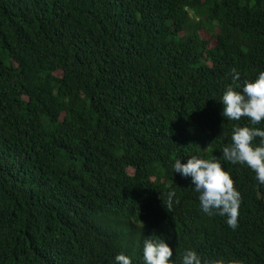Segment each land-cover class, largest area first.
<instances>
[{"label": "trees", "instance_id": "16d2710c", "mask_svg": "<svg viewBox=\"0 0 264 264\" xmlns=\"http://www.w3.org/2000/svg\"><path fill=\"white\" fill-rule=\"evenodd\" d=\"M232 68L264 71V0H0V264H144L153 234L174 264H264L255 173L221 160L232 230L173 170L230 143Z\"/></svg>", "mask_w": 264, "mask_h": 264}, {"label": "clouds", "instance_id": "9594fccd", "mask_svg": "<svg viewBox=\"0 0 264 264\" xmlns=\"http://www.w3.org/2000/svg\"><path fill=\"white\" fill-rule=\"evenodd\" d=\"M231 83L225 86L220 102L223 105L221 115L225 121L233 122L231 141L221 149L222 156L210 158L190 156L186 163L176 159L173 170L183 177L191 178L192 190L198 194L199 207L209 217H226V223L232 230L238 228L239 209L242 195L234 187L235 181L230 173L223 169L221 160L231 164L246 165L255 173V179L264 185V129L258 127L264 123V71L255 79L241 80L240 73L232 68ZM247 119L246 125L240 121ZM211 145V144H210ZM208 148V147H207ZM206 148V149H207ZM175 191H170L163 205L165 209L173 207ZM179 203L178 200L175 201ZM173 249L165 240L155 234L143 239L144 264H174ZM114 264H132L131 258L120 253L115 256ZM180 264H239L223 258L202 261L195 250L187 249L181 254Z\"/></svg>", "mask_w": 264, "mask_h": 264}, {"label": "rangeland", "instance_id": "374dc122", "mask_svg": "<svg viewBox=\"0 0 264 264\" xmlns=\"http://www.w3.org/2000/svg\"><path fill=\"white\" fill-rule=\"evenodd\" d=\"M200 34H201V37H202L203 40H208L209 41V47H213L214 46V40L212 38H210L208 35H206L203 32H201Z\"/></svg>", "mask_w": 264, "mask_h": 264}]
</instances>
